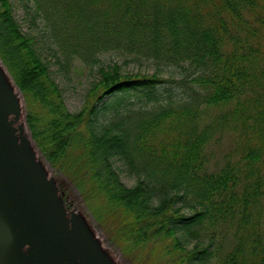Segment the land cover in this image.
I'll use <instances>...</instances> for the list:
<instances>
[{
	"label": "trees",
	"instance_id": "obj_1",
	"mask_svg": "<svg viewBox=\"0 0 264 264\" xmlns=\"http://www.w3.org/2000/svg\"><path fill=\"white\" fill-rule=\"evenodd\" d=\"M31 2V23L45 21L42 33L62 65L104 50L193 75L187 97L174 100L172 88L160 91L169 81L158 73L113 64L70 112L32 26L23 32L9 0H0V62L21 94L31 138L53 167L89 176L112 208L116 243L128 251L158 246L164 264H264V0ZM70 5L80 28L68 34L58 18L48 25ZM232 102L236 157L209 167L200 106ZM116 160L136 175L133 186L122 183ZM204 226L230 234L232 244L215 243L212 232L206 246L189 247Z\"/></svg>",
	"mask_w": 264,
	"mask_h": 264
},
{
	"label": "rangeland",
	"instance_id": "obj_2",
	"mask_svg": "<svg viewBox=\"0 0 264 264\" xmlns=\"http://www.w3.org/2000/svg\"><path fill=\"white\" fill-rule=\"evenodd\" d=\"M31 1L9 0L13 15L22 31L25 33L30 32L29 30L33 28V35L37 39L38 52H40L42 60L48 67L51 79L59 88L65 107L70 112L79 111L85 104L91 84L100 77V69H108L113 64H117L123 73H158L169 81L162 86L163 88H160V91H164L166 87L172 88L175 93L174 100L185 99L190 93L189 86L193 85V75L190 71L168 68L161 63H152L141 57H127L103 50L102 52H95L97 56L94 54L86 59L72 56L66 65H62L59 60V57H63L62 54L58 53L54 44L50 43L47 35L42 33L46 30L44 28L45 21H36L35 24L38 23L39 25L36 27L34 23L33 25L31 23L33 8L26 6L34 7ZM70 8L63 10L60 8L61 12H57L58 15L50 14V21L46 20L48 25L50 26L49 23H52V19L58 18L65 21L64 32L68 34L71 33V28L77 24V27L80 28L81 22L78 21L77 8L72 5H70ZM261 12L264 17V10ZM85 13L80 15V18L84 17ZM90 15L93 19L94 14ZM93 25L94 23L91 26ZM30 26L32 27L30 28ZM2 71L5 74L7 85L19 102L17 127L18 132L21 133L19 142L23 141V144H20V149L32 159L34 168L37 170V176L43 178L49 186L55 189V209L59 215V222L61 218H64L69 222L70 228L74 226L85 236L88 241L87 245L91 247L99 264H164L166 258L161 253L162 248L158 246L145 245L139 249L128 251L123 241H119V244L116 243L115 240L117 238L119 240V236L116 235V225L110 215L112 208H109L104 198L97 194L96 190H93L94 185L88 180V175L83 180L82 171H77L76 167L67 172L64 167L61 169V167L56 168L50 165L31 138L25 121V106L18 88L7 71L5 69H2ZM135 102L137 101L135 100ZM200 109V125L206 128L209 133V140L205 146L208 166L214 168L222 164L226 158L236 157L233 151L240 142L241 131L239 125L232 123L231 112L235 109V104L232 102L214 108L201 105ZM114 166L117 168L122 183L128 187L135 184L136 175L130 171L128 165L116 160ZM200 232L202 237L192 239L189 247L192 248L198 243L199 247L206 246L209 243L208 234L212 232L216 237L215 243L218 244L222 241L226 247L232 244L231 235L226 232L224 237V232L206 226Z\"/></svg>",
	"mask_w": 264,
	"mask_h": 264
},
{
	"label": "water",
	"instance_id": "obj_3",
	"mask_svg": "<svg viewBox=\"0 0 264 264\" xmlns=\"http://www.w3.org/2000/svg\"><path fill=\"white\" fill-rule=\"evenodd\" d=\"M7 84L0 69V264H99L85 236L59 222L55 189L20 149L19 102Z\"/></svg>",
	"mask_w": 264,
	"mask_h": 264
},
{
	"label": "bare ground",
	"instance_id": "obj_4",
	"mask_svg": "<svg viewBox=\"0 0 264 264\" xmlns=\"http://www.w3.org/2000/svg\"><path fill=\"white\" fill-rule=\"evenodd\" d=\"M50 221H46V224L49 225Z\"/></svg>",
	"mask_w": 264,
	"mask_h": 264
}]
</instances>
